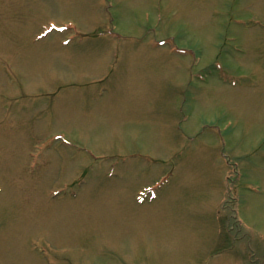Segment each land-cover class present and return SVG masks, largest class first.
Returning a JSON list of instances; mask_svg holds the SVG:
<instances>
[{
	"label": "rangeland",
	"instance_id": "obj_1",
	"mask_svg": "<svg viewBox=\"0 0 264 264\" xmlns=\"http://www.w3.org/2000/svg\"><path fill=\"white\" fill-rule=\"evenodd\" d=\"M0 264H264V0H0Z\"/></svg>",
	"mask_w": 264,
	"mask_h": 264
}]
</instances>
